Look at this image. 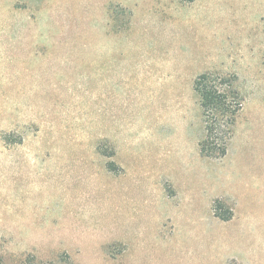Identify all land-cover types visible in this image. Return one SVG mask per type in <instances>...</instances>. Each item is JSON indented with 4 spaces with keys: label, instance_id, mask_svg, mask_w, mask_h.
I'll return each instance as SVG.
<instances>
[{
    "label": "rangeland",
    "instance_id": "rangeland-1",
    "mask_svg": "<svg viewBox=\"0 0 264 264\" xmlns=\"http://www.w3.org/2000/svg\"><path fill=\"white\" fill-rule=\"evenodd\" d=\"M0 264H264V0H0Z\"/></svg>",
    "mask_w": 264,
    "mask_h": 264
},
{
    "label": "trees",
    "instance_id": "trees-1",
    "mask_svg": "<svg viewBox=\"0 0 264 264\" xmlns=\"http://www.w3.org/2000/svg\"><path fill=\"white\" fill-rule=\"evenodd\" d=\"M216 77L218 78V76ZM216 77L211 72L202 73L196 78L194 88L201 98L206 129V135L200 141L201 154L206 157L221 159L228 152L234 125L239 112L242 110L244 99L233 88L227 92H222L208 83H215ZM224 81L227 80L224 79ZM221 118L225 122L226 132L222 138H219L215 135V124Z\"/></svg>",
    "mask_w": 264,
    "mask_h": 264
},
{
    "label": "crops",
    "instance_id": "crops-1",
    "mask_svg": "<svg viewBox=\"0 0 264 264\" xmlns=\"http://www.w3.org/2000/svg\"><path fill=\"white\" fill-rule=\"evenodd\" d=\"M200 141H201V139H200ZM200 141H199V145H200Z\"/></svg>",
    "mask_w": 264,
    "mask_h": 264
}]
</instances>
